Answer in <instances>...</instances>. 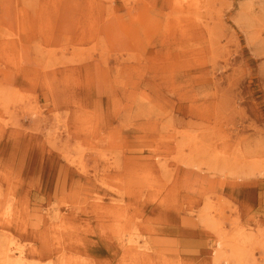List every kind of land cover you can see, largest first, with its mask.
<instances>
[{"label":"rangeland","instance_id":"rangeland-1","mask_svg":"<svg viewBox=\"0 0 264 264\" xmlns=\"http://www.w3.org/2000/svg\"><path fill=\"white\" fill-rule=\"evenodd\" d=\"M262 218L264 0H0V264H264Z\"/></svg>","mask_w":264,"mask_h":264},{"label":"crops","instance_id":"crops-1","mask_svg":"<svg viewBox=\"0 0 264 264\" xmlns=\"http://www.w3.org/2000/svg\"><path fill=\"white\" fill-rule=\"evenodd\" d=\"M262 224L264 225V218H262ZM263 234H264V229H263ZM204 240V239H203ZM201 239H197V238H192V239H188L187 242V247H190L192 249H202L203 245H206V243Z\"/></svg>","mask_w":264,"mask_h":264},{"label":"bare ground","instance_id":"bare-ground-1","mask_svg":"<svg viewBox=\"0 0 264 264\" xmlns=\"http://www.w3.org/2000/svg\"><path fill=\"white\" fill-rule=\"evenodd\" d=\"M9 253L11 254V256L10 255L8 256V259H9L8 261H14L16 264H20L21 263V261H20L21 256H20V258L14 259V258H11L13 256V252L11 251V249H10Z\"/></svg>","mask_w":264,"mask_h":264}]
</instances>
